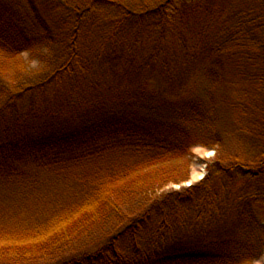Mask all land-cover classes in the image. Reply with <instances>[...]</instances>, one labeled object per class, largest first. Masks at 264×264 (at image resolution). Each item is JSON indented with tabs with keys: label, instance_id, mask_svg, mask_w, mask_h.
Wrapping results in <instances>:
<instances>
[{
	"label": "trees",
	"instance_id": "trees-1",
	"mask_svg": "<svg viewBox=\"0 0 264 264\" xmlns=\"http://www.w3.org/2000/svg\"><path fill=\"white\" fill-rule=\"evenodd\" d=\"M195 146L205 176L166 192ZM34 168L71 196L0 231V264L261 257L264 0H0V177Z\"/></svg>",
	"mask_w": 264,
	"mask_h": 264
},
{
	"label": "rangeland",
	"instance_id": "rangeland-1",
	"mask_svg": "<svg viewBox=\"0 0 264 264\" xmlns=\"http://www.w3.org/2000/svg\"><path fill=\"white\" fill-rule=\"evenodd\" d=\"M48 55H50V51L47 56L24 51L19 58L28 71L34 72L50 67L51 62L48 60ZM214 153V150L202 146L193 147L190 155L189 179L180 184L169 185L165 191L178 190L188 186L189 183L199 182L201 180L198 178L199 175L205 176L207 161L213 159ZM70 192L66 180L60 179L55 171L51 170L34 168L28 172L27 176L0 177V231H12L33 226L52 213L51 206L53 203H57L55 195L67 198L71 196ZM52 201L54 202L51 203ZM89 238L90 240L85 244L92 250L94 249V233ZM67 257L64 256V258ZM57 259L47 262L25 261L15 264H55L61 260ZM250 264H264V254Z\"/></svg>",
	"mask_w": 264,
	"mask_h": 264
},
{
	"label": "bare ground",
	"instance_id": "bare-ground-1",
	"mask_svg": "<svg viewBox=\"0 0 264 264\" xmlns=\"http://www.w3.org/2000/svg\"><path fill=\"white\" fill-rule=\"evenodd\" d=\"M202 177H203V174H200L198 178H199V179H202Z\"/></svg>",
	"mask_w": 264,
	"mask_h": 264
}]
</instances>
